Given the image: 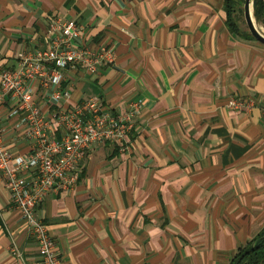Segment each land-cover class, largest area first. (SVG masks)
Instances as JSON below:
<instances>
[{
	"label": "crops",
	"instance_id": "0c3cea01",
	"mask_svg": "<svg viewBox=\"0 0 264 264\" xmlns=\"http://www.w3.org/2000/svg\"><path fill=\"white\" fill-rule=\"evenodd\" d=\"M49 17L113 57L66 70L57 102L33 81L43 117L92 96L115 112L138 103L125 147L91 144L74 186L35 207L63 264H230L264 228V45L228 30L223 0H0L1 67L45 47ZM25 113L0 101L11 155L30 152ZM0 264H41L1 175Z\"/></svg>",
	"mask_w": 264,
	"mask_h": 264
},
{
	"label": "built area",
	"instance_id": "2783aa9c",
	"mask_svg": "<svg viewBox=\"0 0 264 264\" xmlns=\"http://www.w3.org/2000/svg\"><path fill=\"white\" fill-rule=\"evenodd\" d=\"M79 31L73 20L49 17L44 32L45 47L18 52L16 69L0 66V101L7 95L17 100L19 109L26 111L22 119L27 123L24 135L31 140L28 154L11 155L0 130V175L27 234L36 244L41 264H63V261L54 239L35 215L37 203L48 191L67 193L74 186L80 162L91 144L112 142L124 148L130 118L138 110V103L132 102L125 110L115 112L92 96L70 109L53 110L47 118L39 113L33 103V81L49 89L50 98L57 102L68 97V92L60 89L66 70L80 67L95 72L112 60L111 49L101 47L92 51L82 44L78 40ZM242 103L231 100L229 106ZM261 111L264 117V107ZM16 112L17 108L11 109L7 116ZM52 126L59 129L58 138L51 132ZM11 250L17 254L14 247Z\"/></svg>",
	"mask_w": 264,
	"mask_h": 264
},
{
	"label": "trees",
	"instance_id": "16d2710c",
	"mask_svg": "<svg viewBox=\"0 0 264 264\" xmlns=\"http://www.w3.org/2000/svg\"><path fill=\"white\" fill-rule=\"evenodd\" d=\"M240 1L241 0H223L225 24L229 31L239 33L248 37L249 39H253L248 31L241 30L234 21L233 12L235 11V6ZM252 14L255 22L259 23L264 29L263 0H252ZM252 241L254 242L253 248L244 256H242L236 264H264V228L261 229L260 232L250 239L243 247H239L234 256H236L246 245Z\"/></svg>",
	"mask_w": 264,
	"mask_h": 264
},
{
	"label": "water",
	"instance_id": "95a60500",
	"mask_svg": "<svg viewBox=\"0 0 264 264\" xmlns=\"http://www.w3.org/2000/svg\"><path fill=\"white\" fill-rule=\"evenodd\" d=\"M242 17L245 27L251 37L261 45H264V31L255 23L252 14V0H243L242 2ZM254 242L246 245L236 256L233 257L230 264H236L238 260L253 248Z\"/></svg>",
	"mask_w": 264,
	"mask_h": 264
},
{
	"label": "rangeland",
	"instance_id": "374dc122",
	"mask_svg": "<svg viewBox=\"0 0 264 264\" xmlns=\"http://www.w3.org/2000/svg\"><path fill=\"white\" fill-rule=\"evenodd\" d=\"M242 0L237 3V5L235 6V11L233 12V18H234V21L236 22V25L243 31H247L246 27H245V24H244V20H243V17H242ZM256 23V22H255ZM256 25L258 27H260L263 31V27L259 24V23H256Z\"/></svg>",
	"mask_w": 264,
	"mask_h": 264
}]
</instances>
